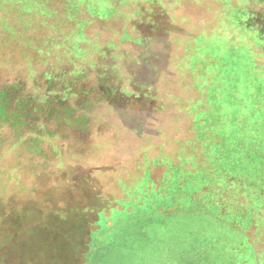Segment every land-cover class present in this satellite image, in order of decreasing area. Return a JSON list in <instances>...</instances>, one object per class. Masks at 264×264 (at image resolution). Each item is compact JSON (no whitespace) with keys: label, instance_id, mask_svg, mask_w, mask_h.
Instances as JSON below:
<instances>
[{"label":"rangeland","instance_id":"rangeland-1","mask_svg":"<svg viewBox=\"0 0 264 264\" xmlns=\"http://www.w3.org/2000/svg\"><path fill=\"white\" fill-rule=\"evenodd\" d=\"M103 2L79 10L80 38L61 15L25 31L59 45H24L0 10V264H196L234 245V264H264V170L234 159L206 190L183 166L204 160L213 53L254 59L264 81V0Z\"/></svg>","mask_w":264,"mask_h":264},{"label":"trees","instance_id":"trees-1","mask_svg":"<svg viewBox=\"0 0 264 264\" xmlns=\"http://www.w3.org/2000/svg\"><path fill=\"white\" fill-rule=\"evenodd\" d=\"M98 1L104 0H0V10H13L24 29L22 32L19 29L15 31L13 26H8L10 28L7 29V21H3L2 28L6 32L8 30L11 37H18L25 41L24 45H59L53 43L55 37H49L50 39H45L41 44L34 37L25 36V31L31 30L34 23L37 24L36 18L40 23L53 24L54 28L63 18L70 24L77 22V26H80L77 33L79 37L83 35L81 27L87 20L79 18V10L83 8L89 13L90 9L93 11L100 9ZM249 22L250 16H247L245 25H250ZM250 27L254 31L257 30L259 39L264 42V23L258 27L254 24ZM34 50L36 51V48ZM213 54L217 62L213 63L214 71L209 73L210 75H203L204 78L200 84V87L206 85L204 89L206 97L203 103L206 104L207 110L197 109L198 112H195L193 119L194 142L200 144L204 160L198 162L195 152L183 157L184 169L186 170L185 164L190 163L194 170L186 171L192 174L199 172L197 184L199 187H206V190H211L215 186L217 173L226 172L233 167V164L241 162H235L234 159L250 158L253 163L252 170H264V113L260 111L259 105L251 103L250 98V94L255 93L258 87V92L263 91L264 94V81L257 75L259 68L254 59L247 61L242 57L239 58L238 54L231 57L233 51L231 53L226 50L223 53L214 52ZM5 95V92L0 93V115L5 113L2 104L5 102ZM50 95L51 93L48 94ZM46 100L44 103L48 102ZM203 103L201 100L199 105ZM57 104L60 106L58 102ZM155 162L164 164V161ZM153 182H155L154 179L149 175L148 181L142 185L147 187ZM235 251H238L236 245L232 248L227 247L221 253L209 250L205 261L196 264H225V260L230 261L226 264H234L232 254Z\"/></svg>","mask_w":264,"mask_h":264}]
</instances>
